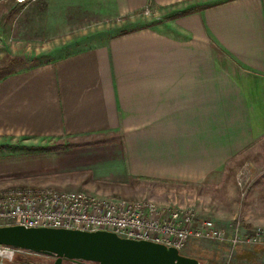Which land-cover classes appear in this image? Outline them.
I'll return each mask as SVG.
<instances>
[{
	"label": "crops",
	"instance_id": "crops-1",
	"mask_svg": "<svg viewBox=\"0 0 264 264\" xmlns=\"http://www.w3.org/2000/svg\"><path fill=\"white\" fill-rule=\"evenodd\" d=\"M145 9L157 19L140 23ZM24 10L57 54L0 77V136L51 139L30 155L52 162L0 185L187 206L173 187L222 185L229 167L246 189L241 200L232 183L242 225H264V0H36ZM125 17L137 21L98 41L64 39Z\"/></svg>",
	"mask_w": 264,
	"mask_h": 264
},
{
	"label": "built area",
	"instance_id": "built-area-1",
	"mask_svg": "<svg viewBox=\"0 0 264 264\" xmlns=\"http://www.w3.org/2000/svg\"><path fill=\"white\" fill-rule=\"evenodd\" d=\"M13 1L27 4L36 0ZM7 225L104 230L123 238L161 243L179 252L191 240L212 241L231 252L246 246L264 249V225L244 227L238 220L222 225L190 206L31 185L0 187V226ZM21 252L41 255L0 244V264Z\"/></svg>",
	"mask_w": 264,
	"mask_h": 264
},
{
	"label": "rangeland",
	"instance_id": "rangeland-1",
	"mask_svg": "<svg viewBox=\"0 0 264 264\" xmlns=\"http://www.w3.org/2000/svg\"><path fill=\"white\" fill-rule=\"evenodd\" d=\"M28 4H17L13 0L0 1V77L46 62L48 58L50 59V56L57 54V39L52 42L43 40L49 29L39 21L36 23L27 22V12L24 7ZM156 17L157 14L152 13L149 9L147 12H143L142 17H139L142 20L139 19V21L140 23H147L155 21ZM130 21L134 23L137 18L125 17L113 21H91L86 23L84 27L77 29V32H75L77 36L70 35L64 39L75 37L72 40L76 39L77 41L80 39L79 42L85 41V43L95 42L105 38L107 34L118 31L125 24L128 25ZM42 33L44 34L42 35ZM79 35L89 36H86L85 39L87 40H85L81 39L80 37L83 36ZM71 41L67 43L71 46L69 49L74 48L73 45L69 44L72 43ZM51 143V139L33 140L25 137L0 136V176L6 174L26 176L32 170H44L43 166L51 164L52 159L42 158L37 160L33 156L31 157L30 153L50 150ZM57 159L53 163H57ZM244 165L246 164L244 163ZM223 173L224 179L218 181L222 182V185H214L215 182L212 180L200 185L176 186L171 190L176 192L178 198L185 196V200L189 202L187 206L193 207L201 216L211 217L222 225H225V221H231L233 218L241 222L242 219L244 220L242 213H239L238 210L235 212L234 209V194L231 195L234 192L232 183L240 192L238 198L241 200L246 189L236 184L235 176L229 167L225 168ZM0 187L5 186L0 185ZM115 194L118 197H125L120 195L122 193ZM241 196L243 197L241 198ZM163 205L178 206L175 203ZM180 253L197 258L201 264H264V249L260 247H238L231 252L212 241L191 240ZM17 255L35 257V254L21 252L15 254L10 261H6V264L18 257Z\"/></svg>",
	"mask_w": 264,
	"mask_h": 264
},
{
	"label": "water",
	"instance_id": "water-1",
	"mask_svg": "<svg viewBox=\"0 0 264 264\" xmlns=\"http://www.w3.org/2000/svg\"><path fill=\"white\" fill-rule=\"evenodd\" d=\"M0 244L51 257L41 264H201L174 247L104 230L7 225Z\"/></svg>",
	"mask_w": 264,
	"mask_h": 264
},
{
	"label": "flooded vegetation",
	"instance_id": "flooded-vegetation-1",
	"mask_svg": "<svg viewBox=\"0 0 264 264\" xmlns=\"http://www.w3.org/2000/svg\"><path fill=\"white\" fill-rule=\"evenodd\" d=\"M14 260L8 264H41L46 261H49L51 257L45 255H35V257L17 255Z\"/></svg>",
	"mask_w": 264,
	"mask_h": 264
},
{
	"label": "trees",
	"instance_id": "trees-1",
	"mask_svg": "<svg viewBox=\"0 0 264 264\" xmlns=\"http://www.w3.org/2000/svg\"><path fill=\"white\" fill-rule=\"evenodd\" d=\"M120 30H121V29H120ZM120 30H119V31H120Z\"/></svg>",
	"mask_w": 264,
	"mask_h": 264
}]
</instances>
